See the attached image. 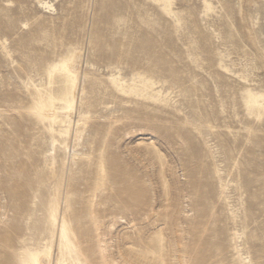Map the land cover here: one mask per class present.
Masks as SVG:
<instances>
[{
	"label": "rangeland",
	"instance_id": "374dc122",
	"mask_svg": "<svg viewBox=\"0 0 264 264\" xmlns=\"http://www.w3.org/2000/svg\"><path fill=\"white\" fill-rule=\"evenodd\" d=\"M170 1L167 15L162 0H0V264H22L37 232L47 236V208L56 204L58 218L80 217L82 262L87 255L101 264L87 207L93 192L99 232L117 264H127L118 257L125 234L144 247L152 233L162 234L165 264L173 255L196 264L209 235L191 210L199 194L189 184L193 170L208 182L215 225L235 237L223 242L222 256L206 252L205 264H264V112L247 103L248 91L264 95V0H206L209 9L204 0ZM67 55L79 87L66 141L82 155L74 164L67 152L59 167L57 137L52 173L50 134L32 115L35 86L48 87V69ZM138 74L163 90L162 101L138 92L120 98L107 82L119 76L127 90ZM77 124L85 130L79 140ZM151 142L161 158L144 145ZM100 156L106 179L97 186ZM127 188L131 196L117 194ZM139 193L144 202L135 208ZM39 200L42 210L19 212ZM59 240L44 264H55Z\"/></svg>",
	"mask_w": 264,
	"mask_h": 264
},
{
	"label": "bare ground",
	"instance_id": "6f19581e",
	"mask_svg": "<svg viewBox=\"0 0 264 264\" xmlns=\"http://www.w3.org/2000/svg\"><path fill=\"white\" fill-rule=\"evenodd\" d=\"M156 1V0H155ZM164 7L163 11L167 14H173L171 11V1L170 0H162ZM205 5H209L206 0H204ZM47 8L50 7L49 4H45ZM74 59L73 55H67L62 57L58 62H56L53 66H51L47 71V76L49 79L48 87L35 86L36 94L38 95V99L34 105V115L41 124L45 125L47 132L50 134V149L48 150L49 156L51 157V165H52V173L55 172L56 168V150L57 144L59 143V139L61 140V144L63 145V157L59 159V167L62 169L66 164L67 152L71 155V162L76 163V160L81 157L82 154L78 153L75 149L73 151L69 150L67 144V138L70 135V129L72 125V113L75 108L76 103V93L79 87V73L76 69L71 67L70 63ZM86 76H84L85 78ZM107 82L113 86L114 91L120 98L129 97L132 92H138L142 96H146L147 99H151L152 101H162L164 99V94L162 89H157L155 87L156 83L152 81V79H146L141 74H138V77L133 79L131 84H129L128 89L126 90L125 83L121 81V78L118 76L110 75L107 78ZM53 83H59L60 87L57 91H54L52 85ZM247 103L249 106L254 108L259 115L264 112V95L263 94H252L250 91L247 92ZM76 131L77 136L76 139H82L85 134V130L82 128L80 130L79 124H77ZM99 130H96V134ZM57 137L59 139H57ZM138 145H142V142H139ZM149 145L153 147L159 158H161V154L159 150L155 147L154 143L151 142ZM194 159H190V163L188 166L192 167ZM195 163V162H194ZM99 171V183L98 185H102L106 179V168H105V160L103 156L99 157L98 165ZM60 171V170H59ZM216 176L220 175V169H215ZM189 184L193 187V189L198 194V199L196 203L193 202L191 205V210L196 213L197 226H203L204 235H209V239L205 242V248L202 250L205 253V257L201 259H196V264H205L204 260H208L209 257L206 256V252H210V258L213 255H221V251L223 248V242L226 240L228 242H234L235 237L232 235L228 237L223 233V225L216 226V220H214L215 213L213 214L212 208L210 207V203L212 200V193L209 191V186L207 180H203L198 178V174L193 170L188 175ZM164 181V180H163ZM165 188H167V182H163ZM122 193V194H121ZM27 192L24 194L26 196ZM119 196H131L132 191L130 189H124L120 193H117ZM22 195V194H20ZM142 194L139 193L138 199L134 201L132 204L133 207H141L143 204ZM20 197V196H19ZM18 197V198H19ZM36 198V197H35ZM96 194L93 192L88 200L87 207L89 209V217L95 224V230L97 234V246L99 251V261L101 264H117L116 259L110 255V249L107 241L102 238L99 230V226L97 225L98 219L94 211V206L96 202ZM39 204V205H38ZM45 204L42 201H38L37 207L32 210L26 207V203H23L19 208V212L22 214H33L45 208ZM70 206L68 204V200L65 201V209L64 212L67 213ZM59 209V204L55 206H51L47 208L48 220L46 221L45 230L47 236H41L43 232H37V247L36 248H26L23 250V258L21 260L22 264H44L42 261V255H46L51 262L52 259V240L57 235L60 241V251L59 257L57 258L55 264H71L72 261L77 262L78 264H93V262L88 263L89 257L86 255L83 258L85 262L83 263L81 260L82 251L78 245L77 238H79V229L81 227L80 217L78 215H73L69 220L66 218V215H63L60 218L57 217ZM190 212V210H189ZM117 218L113 217L110 221V228L114 227L115 220ZM114 221V222H113ZM132 227H135L136 224L134 221H131ZM18 229V227H16ZM148 237V236H147ZM147 239L148 244L144 247H139L137 243H135L132 239V235L125 234L123 239V246L126 250L123 253L118 252V257L123 260L127 264H133L134 260H141L146 258H151L153 264H165L163 260V238L161 233H152ZM50 242V245L48 244ZM44 244L42 247L41 245ZM214 251V252H213ZM213 253V254H212ZM135 258V259H134ZM223 261V260H222ZM204 262V263H203ZM137 263V262H136ZM3 264H7V262H3ZM140 264V263H138ZM151 264V263H149ZM172 264H188L186 260L183 262L179 261L178 258L173 255Z\"/></svg>",
	"mask_w": 264,
	"mask_h": 264
}]
</instances>
